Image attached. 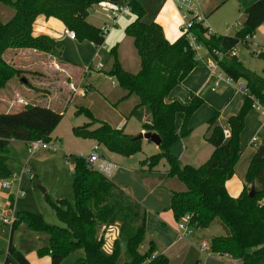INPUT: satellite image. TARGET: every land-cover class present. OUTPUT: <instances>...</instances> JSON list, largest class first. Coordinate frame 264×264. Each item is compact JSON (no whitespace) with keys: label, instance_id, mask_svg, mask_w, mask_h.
<instances>
[{"label":"trees","instance_id":"trees-1","mask_svg":"<svg viewBox=\"0 0 264 264\" xmlns=\"http://www.w3.org/2000/svg\"><path fill=\"white\" fill-rule=\"evenodd\" d=\"M105 1L113 0H0L15 11L8 22H0V89L22 73L4 59L8 49H32L62 59L60 43L45 34L34 35L33 25L40 15L59 19L75 32L79 41L89 40L101 46L105 36L99 27L87 21V16L95 5ZM129 6L136 19L126 27L125 33L134 41L140 69L137 73L126 71L114 46L110 50L113 62L106 73L127 92L126 96L134 94L139 98L130 116L141 123L143 130L161 137L159 152L143 159L141 168L153 170L166 161L168 176L185 185V190L173 192L171 198L170 209L177 222L190 215V227L207 228L219 219L229 229L228 235L211 239L210 252L228 255L241 264H264V140L251 157L241 194L232 197L226 188V181L234 175L242 153L240 134L245 117L256 101L264 104V77L228 53L239 43H247V36H253L264 23V0H257L244 10L242 27L235 34L212 33L204 21H195L191 28L196 42L207 51L206 61L216 63L233 81L245 82L243 104L227 119L229 132L216 123L218 111L208 120L207 141L214 150L198 167L181 165L171 153V147L191 133L190 119L205 101L194 93H190L187 102L170 99L169 95L201 61L186 34L170 42L158 23L143 21L146 10L139 0H130ZM256 55L264 60V50ZM76 113L89 119L73 128L76 137L94 140L124 157L141 151L142 139H134L123 128L96 118L89 108L80 107ZM62 117V112L33 104L12 113L0 112V152H7L12 140L53 141L52 134ZM177 118L181 119L179 127ZM95 124L98 126L93 127ZM72 171L74 205L66 199L52 202L65 226L50 225L39 214L19 212L12 234L22 223L33 231L47 233L51 249L64 256L83 250L84 256L70 264H170L166 255L155 254L153 241L145 251L140 250L146 244L147 211L139 201L107 175L89 168L82 155L75 156ZM13 173L9 167H0V179H8ZM253 185L256 195L251 197L249 191ZM109 229L117 230V235L108 248ZM3 264H31L13 245L12 235Z\"/></svg>","mask_w":264,"mask_h":264},{"label":"crops","instance_id":"crops-1","mask_svg":"<svg viewBox=\"0 0 264 264\" xmlns=\"http://www.w3.org/2000/svg\"><path fill=\"white\" fill-rule=\"evenodd\" d=\"M98 6L106 8V15L109 3L107 1L102 2L95 5L91 10H94L95 12V8ZM14 13L15 11L11 7L0 3V15L4 18V23L8 22L14 16ZM169 13H171L172 16L175 15V22L168 20L167 15ZM145 16L143 17V21H145ZM135 19L136 15L133 13L124 14L118 20L115 27L105 35L104 43L101 46L94 47L92 43L86 42L85 40L79 41L78 39L71 40L68 38L64 34L66 26L59 19L54 17L47 18L40 15L37 17L33 25V33L34 35H48L60 43L63 48L62 59L32 49H8L4 52L3 57L16 69L28 72H38L39 74L36 77L37 79H35L37 80V84L32 85L34 88L40 90L39 92H43L48 95L49 98H52L55 95V92L65 94L66 98L70 101L72 100V95L75 92H78V95L81 97H87L90 95L93 96L96 93L102 94L101 90L96 88L91 82H85V80L93 72H100L105 69V44H107L110 49L114 46L117 47V54L120 63L121 65L123 64L120 48L127 39L131 38L126 35L125 29ZM151 22H156L162 27L166 39L170 42H174L182 34L180 32L181 26L179 25L180 13L173 0H166L159 11H156L155 15H153ZM151 22L149 21L146 23ZM109 23L110 20H107L103 25ZM263 24L260 27H263L264 30ZM204 25L207 26L205 23ZM228 27L229 26H227V28ZM210 31L214 33L211 28ZM131 43L134 45L133 39ZM206 52L207 51L205 49L204 54L200 53L204 61H201L200 65L195 67L182 81V83L177 85L169 95L170 99H179L187 102L189 100L190 93H194L205 101V104L198 109L190 119L189 127L191 128V133L188 136L181 138L171 147V153L178 158L181 165H192L198 167L210 158L214 148L207 141V137L209 135L208 126L204 133H199L197 130L200 128L197 127L204 123L208 125L207 122L211 117H213L214 111H220L219 118L216 121L218 124V121L222 118L236 114L240 110L244 101V90L238 88L240 85L237 84L238 81L228 84L226 81L220 79L226 76L218 68H213L210 65V60L206 61ZM46 60L48 63H45ZM48 69L52 70L56 77L44 74V71ZM110 78L112 79V77ZM13 79L14 78L7 83L5 88L0 89V112H14L17 103L21 104L19 109L20 111L27 104L23 103L21 98L22 92L26 90L23 85L27 83V80L25 78H21V82L19 83L17 80L14 82ZM23 80H25V82ZM113 80L115 81V79ZM221 87L222 91H220ZM84 89L87 90V94L82 96L80 95V91ZM126 94L127 92L121 99L132 96H126ZM138 102L136 101L134 106L138 104ZM86 108L90 109V107ZM123 117L128 120L125 115H123ZM263 120L264 114L257 109L252 110L245 117L244 128L240 134V148L242 153L235 166L234 175L226 181L227 191L232 197H238L244 188V176L251 157L255 153V148L257 147H253L252 149V145H258L262 142V140H264ZM124 122L125 121H120L118 126L113 125V123L110 124L116 128H123L125 133L129 135L137 136L138 133L134 135L133 133L127 132L125 127L128 121H126L125 124ZM180 124L181 119L177 118V126L179 127ZM223 129L226 132H229L228 127H224ZM138 132L141 133L146 131L140 128ZM254 138L257 139V142L255 143L253 142ZM20 142L23 141L12 140L8 146V151L0 152V167L6 166L13 172H16V170L22 166L23 157L20 156V152L21 150L22 152L25 150L27 152V143L24 142V146L22 148L21 144H19ZM152 144L154 145V148L151 150L155 152L154 154L158 153L159 145H156L153 142ZM95 145L98 144L95 142ZM100 146L102 145H99V149ZM105 151L107 152V155L102 153L100 154L107 161L117 165V167L107 176L133 198L139 201L147 211V242L144 245V251L148 248V243L153 241L156 248L155 254H164L170 260L169 253L173 250V248L180 245L181 252L179 254V258L182 254L185 255L189 245L192 247V243H197L196 235L199 233L198 229L202 230V228H197L195 233L189 230V233L185 238H180L181 231L179 230L177 221L170 209V204L173 192L182 191V182L179 184V182H175V177L168 176V166H161L163 161L155 169L147 170L141 168V166L138 167L131 164L128 159L129 157H124L110 152L106 148ZM19 174L20 172H18V177ZM17 178L11 180V187L9 189L3 188L0 180V221L2 223L3 215L13 217L15 221H17L18 214L12 216L15 211L14 196L17 197L24 195V192L21 188H19L21 178ZM172 181L175 183H172ZM14 182H16L17 187L13 192L12 188ZM167 183H172V187L163 191L162 188H165ZM213 224H215L218 233H215L217 235L211 236L210 241L215 236H226L229 234V229L225 228L221 222L214 220L211 225ZM12 225L9 226L12 228ZM209 227L203 229H209ZM15 232L17 233V238L14 242L15 248L20 251L31 264H70L84 256V252L81 250L71 259H67L66 257L68 255L64 256L51 249L50 236L47 233L33 231L22 223L15 231H13V234L11 231L12 239ZM106 235L109 239H114L117 235V230L114 229V232L108 230ZM198 245L196 244V247H198ZM199 247H201V245ZM197 261L199 262L198 264H241L239 260L233 259L228 255L212 253L207 256L205 252L202 256L197 258Z\"/></svg>","mask_w":264,"mask_h":264},{"label":"rangeland","instance_id":"rangeland-1","mask_svg":"<svg viewBox=\"0 0 264 264\" xmlns=\"http://www.w3.org/2000/svg\"><path fill=\"white\" fill-rule=\"evenodd\" d=\"M139 1L141 2V4L143 3V7L145 8L147 13L144 20L146 22H151L153 15H155L156 11H159V9L162 7L163 3L166 0ZM201 1L202 3L200 9L202 12L204 23L208 27H210L215 34L232 35L235 34L242 27L244 20V10L257 0ZM105 10L106 8L103 6H98L97 8H95V12L94 10H90L87 16V21L96 27H102L104 22L108 20L105 15ZM167 18L168 20L175 22V15L172 16V14L169 13L167 15ZM0 22L4 23V18L1 15ZM179 25L181 26V21ZM227 26L229 27L227 28ZM85 41L92 43L94 47H96L93 42L89 40ZM131 42L132 38L127 39L120 48V54L123 61L122 66L124 65V69L131 73H137L138 69H140V59L136 48L134 47V45H132ZM105 46V69L100 72H93L85 80V82H91L96 88L101 90L102 94L96 93L93 96L90 95L87 97H81L78 95V92H75L72 95V100L70 101L66 98L65 94L55 92V95L52 98H49L48 95L44 94L43 92H39L40 90L34 88L32 85L37 84V80L35 79H37L36 77L39 74L38 72H28L21 70V75L13 77L14 82L17 80L20 83L21 78H25L27 80L28 84L26 83L25 85H23L26 90L22 92L21 96L23 103L50 107L51 109L57 112H62L63 117L58 126L56 127L55 131L53 132V139H58L62 142L61 145H57V148L55 150L51 151L48 149H39L38 151H36V153L32 154L31 156H29L26 150L24 152H22L21 150L20 156L23 157L22 166L25 161L29 159L30 171L22 172V166L18 170H16L17 173L20 172L19 177L21 179L19 188H21V190L24 192V195L17 197L14 196L15 211L12 216L18 214L19 212H30L42 215L44 220L50 225H56L60 227L65 226L57 217L52 202H56L58 199H66L74 205V173L72 171L74 158L77 155H82L84 157L89 156L95 146L94 140L79 138L73 134L72 130L74 127L82 126L85 123L89 122V119L85 114L76 113L80 107H90V110H92L96 118L108 121L109 123H113V125L118 126L120 121H128L125 127L127 132L133 133L134 135L140 133L138 131L140 130V128H142L141 123L136 118L130 116V112L133 109L135 102L139 101V98L133 94L131 97L121 99L125 95L126 91L120 87L116 80L114 81L113 78L111 79L110 76L106 73V70L110 69L112 65L113 58L110 55L111 49L108 47L107 44H105ZM263 50V27H259L255 34L249 39H247V43L241 42L235 48L237 59L241 61L246 68L250 69L257 75H260L262 77H264V60L255 53H260ZM204 52L205 48L201 47L200 53L204 54ZM45 63H48L47 60L45 61ZM44 72V74L55 76L53 71L50 69L45 70ZM237 84H245V82L243 80H240ZM220 91H222V87ZM20 106L21 104L17 103L14 112H16V110L19 111ZM254 109L256 108H251L248 113H250ZM123 115H125L128 120H126ZM218 118L219 115L217 119ZM227 119L228 117L222 118L220 121H218V124L223 128H227ZM96 126H98V124H95L93 127ZM207 126L208 125L204 123L197 127L200 128L197 131L199 133H204ZM19 144H21V147L23 148L24 142H20ZM256 146L257 145L253 144L251 148L253 149V147ZM153 148L154 145L152 144V142L144 139L141 151L136 153L132 157H129V162L140 167L141 160L155 153L153 152V150H151ZM66 151H68L69 154ZM99 152L104 155H107L104 146H100ZM161 166L167 167L166 162L163 161ZM0 180L2 183L5 179ZM174 180L175 182H179L180 184V181H178L177 179ZM175 182L172 181V183ZM172 183H167L165 185V188H162L163 191L165 189L168 190L169 187H172ZM181 185L183 187L182 191L185 190L186 187L184 186V184L181 183ZM16 187V182H14L12 188L13 192ZM216 221L221 222L219 219H216ZM221 224L223 223L221 222ZM223 226L227 228L224 224ZM10 229L11 226L4 225L0 221V264H3L6 258L8 243L11 237ZM189 230L195 233L197 231V228L189 227ZM198 232L199 233L196 235V244H199L198 247H196L195 243H192V247L189 245L186 254H182V256L179 258L181 247L180 245L176 246V248H173V250L169 253L170 264L199 263L197 261V258L204 254V252L201 251L199 246L202 245L203 242H205L207 246H210L211 236L217 235L215 233H218V231L216 230L215 224H213L209 227V229H198ZM16 238L17 233L15 232L12 239L13 244L16 241ZM146 242L147 237L145 243ZM144 249L145 248L143 244L141 245L140 250L144 251ZM79 251L81 250H77L69 254L66 258L71 259Z\"/></svg>","mask_w":264,"mask_h":264},{"label":"built area","instance_id":"built-area-1","mask_svg":"<svg viewBox=\"0 0 264 264\" xmlns=\"http://www.w3.org/2000/svg\"><path fill=\"white\" fill-rule=\"evenodd\" d=\"M130 0H118V1H107L109 3L108 11L106 12V17L108 20H110L109 24L103 25L100 29L102 31V34L105 36L112 28L115 27L118 20L127 13H132L131 8L129 6ZM176 4V7L180 13V21H181V33L186 34L187 38L190 41V44L195 49L197 58L200 61H204L203 58L200 55V49L201 45H199L196 42V38L194 34L191 32V28L195 21H204L202 12H201V0H173ZM64 34L70 38L71 40H76L77 37L75 35V32L71 29H68L67 27L64 29ZM250 36H247V39H249ZM221 56V54H219ZM229 57L236 56L235 49L231 50L228 53ZM237 57V56H236ZM210 65L213 68H218L216 63L212 62ZM224 81H226L228 84H232L235 81H233L231 78L224 77L220 78ZM239 89L244 90V85L240 84L238 86ZM87 94V90L80 91V95L85 96ZM254 108H256L258 111H261L264 114V104L256 101L254 104ZM264 122V120H263ZM253 142H257V139L254 138ZM61 141L58 139H55L51 142H46L43 140H33L27 143V152L29 156L36 153L39 149H48V150H55L57 148V145H61ZM88 167L94 170H97L105 175L110 174L117 165L107 161L99 152V145H95L91 154L87 157H84ZM22 172L30 171L29 168V159H27L22 166ZM18 177V173L14 172L12 176L9 179H5L2 182V187L5 189H9L11 187V180L16 179ZM191 219L190 215H185L179 222H178V228L181 231L180 238H185L189 233V221ZM2 221L4 224L12 225L15 222V219L13 217H8L6 215L2 216ZM109 231L114 232V229H109ZM106 246L110 247L111 238L109 239L108 236H106ZM202 252H205L207 256L212 254V252L209 251V246H207L206 243H203L200 247Z\"/></svg>","mask_w":264,"mask_h":264},{"label":"water","instance_id":"water-1","mask_svg":"<svg viewBox=\"0 0 264 264\" xmlns=\"http://www.w3.org/2000/svg\"><path fill=\"white\" fill-rule=\"evenodd\" d=\"M113 1H116V0H113ZM23 81L25 82V80H23ZM134 139H142V140L146 139V140H149V141L155 143L156 145L161 144V137L155 132H141L140 134L135 136ZM249 195L251 197H254L256 195V190H255L254 185L251 187V190L249 191Z\"/></svg>","mask_w":264,"mask_h":264}]
</instances>
